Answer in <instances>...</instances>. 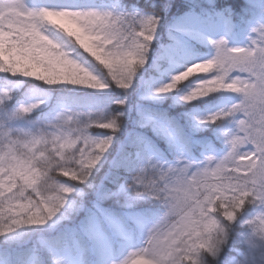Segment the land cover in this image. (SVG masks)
<instances>
[{"label":"snow or ice","instance_id":"1","mask_svg":"<svg viewBox=\"0 0 264 264\" xmlns=\"http://www.w3.org/2000/svg\"><path fill=\"white\" fill-rule=\"evenodd\" d=\"M172 7L153 0L138 15L119 0H0V251L9 252L0 264H216L230 245L236 264H249L264 250V25L251 47L230 46L215 0H188L176 23ZM191 39L213 54L142 91L131 110L152 137L118 140L138 70L176 63ZM110 87L125 91L115 112L80 94ZM174 93L186 105L215 93L239 99L183 125L142 103ZM229 117V150L191 170L192 130ZM145 199L161 209L141 210ZM253 201L260 210L240 219Z\"/></svg>","mask_w":264,"mask_h":264},{"label":"rangeland","instance_id":"2","mask_svg":"<svg viewBox=\"0 0 264 264\" xmlns=\"http://www.w3.org/2000/svg\"><path fill=\"white\" fill-rule=\"evenodd\" d=\"M133 1L134 0H119V6L123 10L134 11L138 15H147L152 11L153 2L148 5L147 9L142 11L133 5ZM185 1L187 2L186 6L179 10V14L171 23H176V18L181 17L183 13L187 11L188 0ZM172 2L173 0H170L171 4ZM215 5L216 10L222 12L223 17L226 18H222L220 23L227 24L230 29L226 34L228 44L230 46L251 47L252 39L256 38L258 35L256 32H253V28L264 25V0H215ZM154 43L155 41H153V44ZM212 54L213 49L210 46L201 43L199 40L191 39L187 51L181 59L174 64L165 65L159 71L155 72L154 75L149 74L145 80H142L139 97L143 90L157 86L163 80L168 79L170 73L179 71L184 63L191 62L194 58H202L203 56H211ZM187 84L188 82H185V85ZM175 96L176 94L174 93L172 94V98H165L162 101H143L142 103H160L162 106L166 105L168 108H173L177 111V118L185 124V121L190 120L194 112L197 115H204L207 112L225 108L233 99H239L235 94L222 95L220 93H215L212 97H205L203 101H194L193 105H186L179 102L174 103ZM137 120H139L138 115ZM235 127L236 118L229 117L217 124H210L192 130L193 134L206 135L208 137V143L206 149L199 152L200 159L190 158L187 151L183 153L185 160L192 162L190 165L191 170L194 171L198 167H203L206 163L214 164L216 160L222 158L230 148V145L225 142L226 137L224 133H231ZM139 129L153 136L150 127ZM213 143L216 144V147ZM248 147H251V145H248ZM240 150L242 151L243 149ZM178 155L179 153L170 157L169 163L175 164ZM208 156L213 157L211 162L207 160ZM108 202H110L111 207H117L114 200ZM143 206H154L159 208V210L161 209L159 203L151 199L142 200L137 204V207ZM247 217L249 216H246V218ZM261 257L264 260V250H261Z\"/></svg>","mask_w":264,"mask_h":264},{"label":"trees","instance_id":"3","mask_svg":"<svg viewBox=\"0 0 264 264\" xmlns=\"http://www.w3.org/2000/svg\"><path fill=\"white\" fill-rule=\"evenodd\" d=\"M153 0H134L133 5L139 9V10H145L147 9L148 5L151 4ZM187 2L185 0H173L172 5L173 7L169 10L168 15V21L172 22L173 19L179 14V10H181L182 7L186 6ZM161 33L164 32L163 29L160 30ZM166 39V36L164 37ZM153 47H157L156 42L153 44ZM150 73L146 72L144 68H141L138 70L136 77L134 78V85L133 88L128 90V99L126 101L127 105H129V110L125 111V115L121 118L123 122V127L120 133H118V140H124L125 137L131 138L136 132H143L139 130L137 127L136 121L137 116L136 112L134 110H131V106L135 105L137 101L139 100V94L141 91V83L142 80L146 79ZM21 89H23L25 86L21 85ZM81 95L86 96L91 101V106L93 108H102L107 107L110 111L115 112L118 109L116 105H114L112 102L114 100L120 99L125 95V91L121 90L119 88L110 87L106 91L102 92H93L92 90L84 89L81 90ZM169 113L172 114V117L177 119L182 125L183 122L180 121L175 116V111L173 109H169L168 106H163ZM92 131L94 133L102 132L103 130L93 128ZM144 135L152 137L150 134H147L143 132ZM208 137L205 135H193L192 134V144L191 147L187 150L189 156L193 159H200L199 152L201 150L205 149V145L207 143ZM216 147V144H214ZM107 171V167L103 171H101L96 179L99 181L103 176L104 173ZM106 206H110V202H106ZM141 210H144L146 212H158L159 208L154 206H143L138 207ZM259 209V206L257 202L253 201L251 204H247L244 208V210L241 212L240 219H245L246 216H251L255 212H257ZM242 227L239 224V221L237 224L233 225L231 231L234 239H241L240 233L242 231ZM235 247H240L239 244L235 245ZM15 255V254H13ZM9 256V252L7 250L0 251V261H3L4 258ZM240 259V257L237 256V253L234 250V247L232 245L226 247L223 251V253L220 255L218 262L216 264H236V260ZM11 264H17L16 261H11ZM249 264H264V260L261 257V250H256L254 253H252V256L250 258Z\"/></svg>","mask_w":264,"mask_h":264},{"label":"bare ground","instance_id":"4","mask_svg":"<svg viewBox=\"0 0 264 264\" xmlns=\"http://www.w3.org/2000/svg\"><path fill=\"white\" fill-rule=\"evenodd\" d=\"M169 109H173V108H169ZM174 111H175V116L177 117V111L175 110V109H173ZM168 113H169V111H168ZM169 115L170 116H172V114L171 113H169ZM180 120V119H179ZM181 121V120H180Z\"/></svg>","mask_w":264,"mask_h":264}]
</instances>
